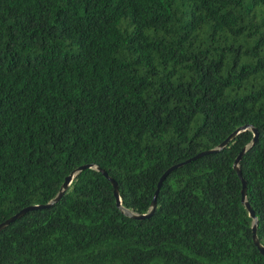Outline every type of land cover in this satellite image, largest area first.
<instances>
[{"label": "trees", "instance_id": "16d2710c", "mask_svg": "<svg viewBox=\"0 0 264 264\" xmlns=\"http://www.w3.org/2000/svg\"><path fill=\"white\" fill-rule=\"evenodd\" d=\"M245 146L264 245V0H0V223L85 163L122 201L82 170L0 264H264Z\"/></svg>", "mask_w": 264, "mask_h": 264}, {"label": "water", "instance_id": "95a60500", "mask_svg": "<svg viewBox=\"0 0 264 264\" xmlns=\"http://www.w3.org/2000/svg\"><path fill=\"white\" fill-rule=\"evenodd\" d=\"M246 127H247V125H244V126L239 127L238 129H236L235 131H233L224 141H222L217 148H213V149H211L209 151H216V150L222 149L223 147H225L237 135V133L239 132V130L244 129ZM252 129L254 131V140L256 141L257 136H258V130L256 128H252ZM246 150H247V147L245 146L240 151L239 155L236 157V160H235L234 165H235V168L238 170V173H239V175H240V177H241V179L243 181V188H242V199H243V202L245 203L246 207L248 208L250 214L255 219L254 220V223H253V238H254V242H255L256 245H258V247L260 248V250L264 253V245L261 243L260 238L258 237V234H257L258 218H257V215H256L255 210L253 209V207L251 206L250 202L246 198L247 197V182L244 179V177L242 175V172H241V169H240V166H239L240 159H241L242 155L244 154V152ZM86 168H95V169H97L99 171H102L108 177V179H110L112 181V184L114 186V194H115V196L117 198V204L119 206H121V202L122 201H121V197H120L118 181L116 180V178H114L113 176H111L108 173V171L106 169L102 168L101 166H97L94 163H85V164H82V165L78 166L74 171H72L69 175L66 176V179L63 182V184H62V186L60 188V191L56 195V197H54L51 201H49L46 204H42V205H32V206H28V207L23 208L21 211L17 212L16 214H14L11 217L7 218L5 221L1 222L0 223V231H2L5 227H7L10 223H12L13 221H15L16 219L20 218L28 210L33 209V208H36V207L50 206L53 203H55L57 200H59L62 197V195L65 192V190L69 187V184L71 183L73 177L76 174L80 173L82 170L86 169ZM169 170H167L162 175V177H161V179H160V181L158 183V188L156 190V193H155L154 198H153V201H152V210L149 211L148 213H135V212L127 209V213L129 215L134 216L136 218H144V217L149 216L153 212V210L155 209L156 204H157V197H158L159 189L161 187V184H162L165 176L169 172Z\"/></svg>", "mask_w": 264, "mask_h": 264}]
</instances>
